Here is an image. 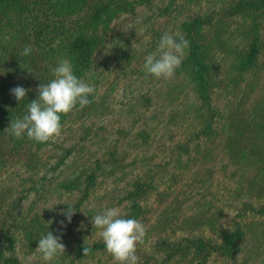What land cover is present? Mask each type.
I'll use <instances>...</instances> for the list:
<instances>
[{"label": "rangeland", "instance_id": "rangeland-1", "mask_svg": "<svg viewBox=\"0 0 264 264\" xmlns=\"http://www.w3.org/2000/svg\"><path fill=\"white\" fill-rule=\"evenodd\" d=\"M216 1L141 0L133 11L120 13L111 21L104 43L94 56L98 70L104 75V82L96 93L101 113L78 120L76 111L72 112L60 137L40 150L41 169L37 174L25 173L15 162L0 181V185L12 181L17 187L14 196L19 205L17 210H30L41 216L53 214V218L55 215L59 218L58 227L65 231L61 242L66 250L54 264H113L91 216L107 208L120 207L123 218H127L138 198L136 182L151 186L144 200L138 201L145 210L144 219L139 221L147 229L144 243L138 245V264L148 260L149 264H264V160L250 158L253 148L259 144L264 146L256 137L259 130L257 120L253 119L264 116V50L259 55L260 68L255 72L257 88L249 98L245 95L249 79L240 81L234 91L228 89L230 60L218 58L215 65H219L220 86L214 95L220 112L219 123L214 125L218 133L211 141L201 142L199 153L194 145L191 160L174 152L175 142L170 140L165 125L175 108L181 107L183 102L186 107L195 101L190 87L172 104L175 77L161 81L146 73L143 67L144 58L156 50L163 34L177 33V26L187 15L203 14ZM176 10L182 16L176 17ZM261 22L264 39V17ZM130 50L136 52L138 58L122 69L120 58ZM150 88H153L150 90L151 109L144 110L137 122L136 117L142 111L138 102ZM151 111L159 112L161 120L151 121L153 130L148 131L153 141L146 144L137 134L145 120L149 123ZM82 123L86 124V129L93 125V130L82 129ZM173 128L180 132L176 140L192 132ZM245 129L246 142L239 148L249 157L237 163L227 151L229 135L225 130L234 135L235 131ZM125 150L127 161L123 172L100 178L90 197L76 208L78 194L68 190L67 180L86 165L100 162L107 167L112 153L122 155ZM88 174H83V180ZM161 191L168 196L160 203L155 195ZM93 203L95 208L89 210ZM68 204L76 211L71 223L62 214L69 208ZM213 221L240 232L235 246L226 254L219 248L221 239L210 230ZM197 237L206 242L215 241L207 259L194 249L192 255L181 251L184 244ZM94 245L99 246L95 253L77 257L76 252L81 248ZM5 255L15 261L7 258L0 264H45L36 250L29 252L21 243Z\"/></svg>", "mask_w": 264, "mask_h": 264}, {"label": "trees", "instance_id": "trees-1", "mask_svg": "<svg viewBox=\"0 0 264 264\" xmlns=\"http://www.w3.org/2000/svg\"><path fill=\"white\" fill-rule=\"evenodd\" d=\"M140 1L0 0V181L8 170L13 169L15 162L20 164L27 174L35 175L41 169L39 152L51 141L37 143L28 139L26 135L16 139L6 129L12 120L23 118L27 114L28 104L38 98L39 86L54 78L52 69L57 66L58 60H69L74 74L95 89V92L89 96L91 103L88 106L83 109L77 106L72 111H76L78 120L90 118L94 113H101L96 93L104 82V75L98 70L94 56L104 43V35L109 31L111 21L120 13L133 11ZM176 12V17L182 16L180 11L176 10ZM262 17H264V0H217L208 11L203 14H189L177 26L179 29L177 33L189 41L190 47L186 49L187 55L181 67L176 70L173 82L175 92L171 93L175 98L171 103H177L187 87H190L195 97V101H191L192 108L191 105L185 107L183 102L181 107L173 110L169 121L165 124L170 140L175 142L174 152L178 153L179 157L186 155L189 160L193 159L191 152L194 145L197 146L199 153L201 142L211 141L218 133L214 126L220 116L214 99L220 86L217 80L219 65H215L218 58L230 60L231 67L230 70L228 69V82L226 81L228 89L234 91L240 81L249 79L248 89L245 91L246 97L249 98L257 88L255 72L260 68L259 55L264 50ZM238 21L240 23H237ZM28 45L32 47L31 54L22 56L23 49ZM137 58L136 52L127 51L120 58L123 63L122 69L128 67ZM17 86L27 90V96L21 103L11 94V89ZM152 89L144 93L138 102L142 111L136 117L137 122L144 115V110L151 109L153 97L150 90ZM166 100H169L168 96ZM72 112L61 117L62 127ZM151 113L149 123L145 120L143 129L137 134L144 143L153 141L148 131L153 130L151 121L161 120L159 112L151 111ZM253 119L257 120L259 130L256 137L264 143V116H255ZM92 126L86 129V124L82 123L81 128L93 130ZM132 127L135 128V125ZM173 127L192 130V132L188 137L176 140L180 132ZM246 130H237L234 135H230L225 130L229 135L227 151L237 163L249 157L239 148L244 141L246 142ZM162 142L165 143L163 140ZM123 153L122 155L112 153L107 167L100 162L93 166L86 165L75 177L67 180L68 190L78 194L76 208H80L90 197L100 178L116 175L121 170L123 172L127 151ZM250 158L264 160V146L259 144L253 148ZM183 168L185 169V166ZM86 173L89 174L83 180V174ZM174 180L175 183L178 182L176 177ZM136 185L138 198L129 209L127 218L143 220L145 210L138 201L144 200L151 186L139 182H136ZM17 192V187L12 181L0 185V262L7 258L15 261L12 256L7 257L5 254L14 250L19 243L29 252H35L42 234L52 231L61 238L65 235V231L58 227L59 218L56 215L53 218V214L41 216L32 214L30 210H17L19 205L14 198ZM167 196L165 191L155 195L160 203ZM210 230L216 232L217 234L214 235L221 239L222 244L219 248L223 249L224 254L230 252L240 235L238 229L217 225L215 221L212 222ZM214 242L212 239L206 242L197 237L190 243L184 244L181 251L184 254L188 251L192 255L194 249L207 259L210 256L209 250L214 249L212 247ZM88 248L92 254L99 249V246ZM83 249L76 252L77 257H87ZM181 251L177 253L180 254ZM149 262L148 260L145 264Z\"/></svg>", "mask_w": 264, "mask_h": 264}, {"label": "clouds", "instance_id": "clouds-1", "mask_svg": "<svg viewBox=\"0 0 264 264\" xmlns=\"http://www.w3.org/2000/svg\"><path fill=\"white\" fill-rule=\"evenodd\" d=\"M189 47V41L180 33L163 34L156 50L144 58L145 72L158 80L173 79ZM31 52L32 47L28 45L21 55L26 57ZM52 75L54 78L51 81L39 86L38 98L28 104L27 114L23 118L12 120L6 129L16 139L26 135L28 139L37 143L54 141L62 133L61 117L70 114L77 106L83 109L91 103L89 96L95 92L94 87L74 74L69 60H58L57 66L52 69ZM11 94L21 103L27 96V90L17 86L11 89ZM68 205L69 208L62 214L71 223L72 215L76 211L70 204ZM93 208L94 203L89 205V210ZM91 217L94 228L100 230L99 235L106 246V251L113 258V264H138L137 249L138 245L144 243L146 226L137 219L123 218L120 207L107 208ZM61 225L65 226L63 221ZM65 250L61 237L54 235L52 231L41 235L36 248L40 260L45 264H54L65 254ZM83 251L85 256L90 254L88 247H84Z\"/></svg>", "mask_w": 264, "mask_h": 264}]
</instances>
